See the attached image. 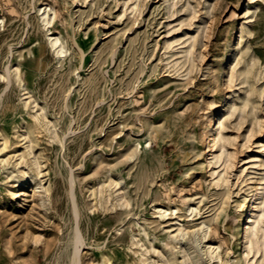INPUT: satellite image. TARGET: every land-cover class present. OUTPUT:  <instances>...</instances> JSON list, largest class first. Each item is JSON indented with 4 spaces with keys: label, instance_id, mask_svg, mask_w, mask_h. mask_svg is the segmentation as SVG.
Masks as SVG:
<instances>
[{
    "label": "rangeland",
    "instance_id": "1",
    "mask_svg": "<svg viewBox=\"0 0 264 264\" xmlns=\"http://www.w3.org/2000/svg\"><path fill=\"white\" fill-rule=\"evenodd\" d=\"M263 174L264 0H0V264H264Z\"/></svg>",
    "mask_w": 264,
    "mask_h": 264
},
{
    "label": "bare ground",
    "instance_id": "2",
    "mask_svg": "<svg viewBox=\"0 0 264 264\" xmlns=\"http://www.w3.org/2000/svg\"><path fill=\"white\" fill-rule=\"evenodd\" d=\"M42 20L45 24H48L51 22V18L48 16L47 6L42 11ZM50 44L52 45V47L55 48V53L58 56L62 55L65 52V47L63 43L61 42L59 35L50 37ZM221 123H222L221 116L216 115L214 122H213V127L208 131L209 143H215L216 135H217L215 133V130L217 128L216 126ZM218 135H219V140H221L222 136L219 134V132H218ZM260 180L261 181L257 184V186L255 187V191L252 194L251 203L250 204H241V203L237 204V207L239 208L242 207L244 209V213H243L244 222L242 225V234H241L242 243L244 244V247L245 246L248 248L255 247L257 251L261 247L264 248V226H263V222H264V174L262 175ZM193 232L197 234L198 231L196 229ZM178 236L183 237V232L180 229L174 235V239H177ZM202 238L204 239L205 235H202ZM196 242H198L201 245L200 243L201 241L199 238H196ZM73 243H74L75 253L72 256L71 264H78L77 262L78 258H77L76 251L79 249V246L82 245V240H81V236H80L78 228H76L75 230ZM211 248H212L211 246L208 247L210 254L213 253ZM217 248H219V246H217L215 249ZM143 264H148V262L143 261Z\"/></svg>",
    "mask_w": 264,
    "mask_h": 264
}]
</instances>
